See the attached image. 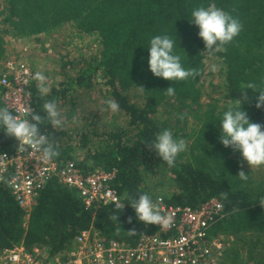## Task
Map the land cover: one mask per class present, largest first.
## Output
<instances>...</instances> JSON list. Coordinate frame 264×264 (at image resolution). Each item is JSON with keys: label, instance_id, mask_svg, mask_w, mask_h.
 Listing matches in <instances>:
<instances>
[{"label": "trees", "instance_id": "16d2710c", "mask_svg": "<svg viewBox=\"0 0 264 264\" xmlns=\"http://www.w3.org/2000/svg\"><path fill=\"white\" fill-rule=\"evenodd\" d=\"M1 2L2 32L10 30L16 37L35 40L45 35L52 38L62 30L74 33L69 42L54 41L60 42L61 50L58 48L49 58L53 63L58 57V66L43 72L46 78L53 77L47 83L49 94L41 97L38 82L34 78L30 81L32 112L44 116L42 105L46 100L57 104L63 126H41V132L58 148L59 155L53 159H74L80 167L89 169H114L116 177L111 187L125 207L117 213L118 219L114 204L86 208L76 191L54 177L41 190L30 213L25 214L4 182L0 184V251L23 243L28 248L45 247L47 255L52 256L68 248L73 237L90 226L106 238L133 245L142 231H156L155 224L136 220L127 204L130 197L147 193L152 199L162 196L168 204L191 207L217 198L223 205V216L215 220L210 232L231 238L246 234L241 248L231 246L230 261L224 259L223 264H264V180L255 181L243 167L245 162L239 153L218 143V126L212 121L226 103L240 96L243 87L264 86V0ZM209 4L232 13L243 25L233 42L211 55L203 53L198 29L188 20L192 9ZM164 34L176 40L184 66L199 71L196 79L175 84L148 71L146 59H141L147 57V44L152 36ZM65 43L75 53L67 51ZM4 54L0 53V73L5 72ZM213 63L220 64L216 72L209 68ZM172 85L176 94L168 96L164 89ZM247 92L249 96L258 95L252 89ZM99 99L117 101L118 114L113 117L104 104L98 111L101 115L87 111L89 117L84 116L82 105ZM0 107H4L1 99ZM243 107L254 122L264 124V108ZM171 114L180 118L173 119ZM164 128L189 145L178 155L174 167L144 143L150 144V139ZM16 144L0 131V154L13 153ZM78 154L82 158H77ZM240 171L248 176L246 182L240 180ZM144 172L165 180L149 189ZM161 186L167 189L161 190ZM129 217H133L131 222Z\"/></svg>", "mask_w": 264, "mask_h": 264}, {"label": "built area", "instance_id": "2783aa9c", "mask_svg": "<svg viewBox=\"0 0 264 264\" xmlns=\"http://www.w3.org/2000/svg\"><path fill=\"white\" fill-rule=\"evenodd\" d=\"M0 73V96L4 107L17 118L33 111L30 81L33 69L21 59L6 58ZM264 119V113L263 117ZM78 193L86 208L96 204L123 203L113 189L114 169L80 167L76 160H45L39 151L0 154V184L6 182L18 207L29 214L41 190L52 178ZM155 202L160 214L170 218L168 227L156 225L155 232L142 231L137 242L126 244L106 238L93 226L80 230L69 247L47 255L45 247L23 243L0 251V264H223L224 253L233 240L210 232L215 220L223 216V205L210 197L200 205L168 204L162 196Z\"/></svg>", "mask_w": 264, "mask_h": 264}, {"label": "clouds", "instance_id": "9594fccd", "mask_svg": "<svg viewBox=\"0 0 264 264\" xmlns=\"http://www.w3.org/2000/svg\"><path fill=\"white\" fill-rule=\"evenodd\" d=\"M188 20L198 29L197 35L202 40L205 49L203 53L209 55L219 52L224 46L233 42L243 28L238 17L215 4L192 9ZM141 59H146L148 71L153 76L166 81H175V84L190 78L196 79L199 75L197 69L184 66L181 55L176 51V40L168 34L152 36L147 44V57ZM219 67L218 63L209 66L212 72L218 71ZM34 79L38 82L37 89L40 96H47L50 88L45 75L37 72ZM247 89L255 90L258 95L249 96ZM164 90L168 96L176 94L174 85ZM239 93L240 96L234 98V102L226 103L223 109L216 114V119L212 120L218 126L217 141L224 148L231 149L233 153H239L241 161L250 165L251 169L264 166V124L254 122L248 110L243 107L247 104L257 109L264 108V86L248 84ZM106 104L113 113L120 109L118 102L113 99L107 100ZM42 109L44 116L27 111V118H17L9 108L0 107V131L17 142L16 149L20 153L31 149L39 151L45 160H49L58 156L59 151L45 132H41V126L47 123L52 128H59L63 126L64 121L54 101L46 100ZM144 143L169 167H174L178 155L187 151L189 147L185 139L176 136L169 128L157 132L150 139V144L147 141ZM209 147H214V145H209ZM238 176L241 181L248 180L244 171H240ZM113 204V212L118 219L117 213L124 209L125 203L114 201ZM127 204L133 210L135 219L145 225L170 226V218L160 214L149 194L140 193L135 197H130ZM132 218H128L129 222Z\"/></svg>", "mask_w": 264, "mask_h": 264}, {"label": "rangeland", "instance_id": "374dc122", "mask_svg": "<svg viewBox=\"0 0 264 264\" xmlns=\"http://www.w3.org/2000/svg\"><path fill=\"white\" fill-rule=\"evenodd\" d=\"M1 0H0V10H1ZM1 20H2V16L0 15V24H1ZM2 25L0 26V53L4 54L6 58H15L16 60H24L25 63L29 64V66L33 69V74L35 76V73L37 72H48L49 70L52 71L55 67L57 68L58 66V57L56 58V61H54L53 63H51V59L49 58V56H52L54 54V52L60 48L59 47V43H54V41H59L62 39H65L66 41H71V39H68L70 37H72V35H74V33L72 32H66L64 30L62 31H58L57 33H54L52 38L48 37L47 35L43 36L41 39L39 40H35L33 38H22V37H16V35H14L12 33V31H7V32H2ZM73 40V39H72ZM62 42V41H61ZM85 43L89 42V39H84ZM66 44V43H65ZM67 47V51H69V49H71L70 53H75L74 50H72L71 46H68L66 44ZM61 50V48H60ZM64 50V49H63ZM84 52L85 54V50L81 51ZM71 54V55H72ZM81 57V56H79ZM49 78H53V77H48L47 78V83H50V79ZM55 78V77H54ZM106 100L104 99H99L98 102L97 101H93L91 104L89 102L84 103L82 106L84 108L83 111V115H86V112L89 111L90 113H93L96 115H98V111L99 110H103V105L106 104ZM108 109V108H107ZM109 110V109H108ZM88 114V113H87ZM110 114L115 117L116 114H118V112L113 113L110 110ZM176 114V113H174ZM101 115V114H99ZM173 116V119L175 118H180V116H174L173 114H171ZM86 117L88 118L89 115H86ZM85 118V117H84ZM102 119V116L100 117ZM77 158H82L79 154L76 155ZM245 170H247V172L249 173V175L255 179V181H263L264 180V166H262L263 168H260L262 171L260 173L259 167H253L251 169V166L248 165L245 162ZM261 167V166H260ZM144 175H146V182L148 183V188L151 189L155 184H158L160 180L163 179V177H160L158 174L156 175H152L151 173H145ZM165 179H163L164 181ZM145 182V184H147ZM166 185V184H165ZM167 189V186L163 187L161 186L160 189ZM159 191V189L157 190ZM160 192V191H159ZM246 234L244 233L242 237L240 238H236V237H232L231 239L235 240L237 243V245H243V240L245 239ZM231 250V245L228 246L225 250L224 253V259L226 260V263L230 261V252ZM242 255V254H241ZM240 255V256H241Z\"/></svg>", "mask_w": 264, "mask_h": 264}, {"label": "crops", "instance_id": "0c3cea01", "mask_svg": "<svg viewBox=\"0 0 264 264\" xmlns=\"http://www.w3.org/2000/svg\"><path fill=\"white\" fill-rule=\"evenodd\" d=\"M244 165H245V163L243 164V167H245ZM260 168H263V167H262V166L259 167V170H260V173H261L262 170H261ZM219 235L224 236V235H222V234H219ZM229 238H231V237H229ZM236 243H237L236 241H235L234 243H230L229 246H230V245L233 246L234 249H236V248H241L242 245L240 244V245H238V246H235V245H237Z\"/></svg>", "mask_w": 264, "mask_h": 264}]
</instances>
